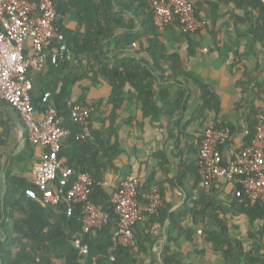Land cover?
Masks as SVG:
<instances>
[{"label": "crops", "instance_id": "0c3cea01", "mask_svg": "<svg viewBox=\"0 0 264 264\" xmlns=\"http://www.w3.org/2000/svg\"><path fill=\"white\" fill-rule=\"evenodd\" d=\"M71 1L63 0L65 5ZM110 2L122 15L123 25L105 41L104 50L111 59L135 56L152 66L155 106L161 114L155 117L144 112V102L131 83L123 89L122 106L115 108L110 101V81L102 76L94 81L92 55L78 56L73 50L74 38L86 31L80 10L74 9L63 17L68 31L64 44L54 40L44 69L29 71L37 116L44 115L42 98L46 92L51 93V102L67 128L74 103L95 106L90 127L102 134L104 142L98 144L92 136L98 148L96 156L90 150L75 148L82 165L92 173L100 170L98 183L112 197L119 183L130 175L140 179L143 203L151 187L162 191L163 205L137 223L135 242L128 246L124 264H169L170 259L175 264H247L236 251L229 250L220 232L227 229L246 251L259 256L264 252L263 223H251L236 180L218 178L210 191L205 190L198 159L203 131L209 124L217 121L232 130L231 139L222 145L227 162L244 147L251 107L264 108V39L259 11L240 0H194L198 16L207 22L204 28L189 33L172 23L152 32L145 27L149 19L146 7L136 0ZM92 3L102 6L104 0ZM166 56L180 59L179 73L173 74ZM203 86L218 96V114L202 110ZM111 120L119 129L118 137L106 132ZM68 137L64 148L70 156L75 155ZM117 141L120 153L114 155L112 147ZM42 151L29 141L19 112L0 101V246L15 220L23 215L17 204H9V191L16 189L15 198L23 202L30 199L25 190L36 187L35 171ZM59 159L63 165L68 162L67 156ZM17 250L14 247L15 253ZM50 257L52 264L66 263L59 250ZM113 258L98 255V264H113ZM79 264L86 262L82 259Z\"/></svg>", "mask_w": 264, "mask_h": 264}, {"label": "built area", "instance_id": "2783aa9c", "mask_svg": "<svg viewBox=\"0 0 264 264\" xmlns=\"http://www.w3.org/2000/svg\"><path fill=\"white\" fill-rule=\"evenodd\" d=\"M148 3L160 30L178 23L183 31L195 33L207 24L198 16L194 0H148ZM57 16L54 0H0V101L8 102L19 112L29 141L43 150L35 171L36 187L27 188L26 196L43 205L64 201L68 204L69 215L76 205H81L83 232L87 233L106 224L109 213L90 197L94 178L60 162L62 143L71 129L64 126V117L51 102L50 92L42 98L43 117L37 116L29 76L30 70L44 69L53 41L65 40ZM62 48L67 47L63 45ZM94 111L95 106L91 104H73L71 119L81 126L82 138L93 136L90 119ZM231 137L229 126L212 123L203 131L198 165L205 190L210 191L218 178L236 180L251 205L264 201V113L259 117L252 141L226 162L222 145ZM140 186L139 177L130 175L119 183L113 194L112 202L118 216L113 236L116 246L133 245L134 227L147 216L154 215L164 203L162 191L157 186L150 188L143 203ZM76 244L82 254L87 252L80 239ZM35 264H40L39 258Z\"/></svg>", "mask_w": 264, "mask_h": 264}, {"label": "trees", "instance_id": "16d2710c", "mask_svg": "<svg viewBox=\"0 0 264 264\" xmlns=\"http://www.w3.org/2000/svg\"><path fill=\"white\" fill-rule=\"evenodd\" d=\"M93 0H72L69 5H65L63 0H54L57 7V24L61 31L67 35V29L63 24V17L71 13L74 9H79L81 13L80 21L86 24V31L74 38L73 50L78 56L82 54H91L95 64L92 67L94 81L102 76L110 81L113 86V92L110 101L118 109L123 102V89L127 83H131L138 91L140 99L144 102V112L147 115L159 116L161 110L155 106V92L153 89V80L155 75L152 66L138 60L135 56L124 57L121 59H111L104 50L105 41L115 32L118 25H123L122 15L114 10L111 0H104L102 6L93 5ZM139 6L146 7L149 13V19L146 24L147 31L154 32L158 28L154 22L153 11L148 0H136ZM245 1L252 8L260 13L259 26L264 39V3L261 0H240ZM105 5V6H104ZM104 7V13L101 12ZM135 39V38H134ZM131 39L129 40L132 42ZM58 40V45L64 44V41ZM154 57L157 56L154 55ZM165 59L171 64L173 74L181 71V61L176 56H166ZM98 67L95 70L96 66ZM203 104L202 110L210 109L215 113L220 111V102L218 96L210 90L209 87H202ZM83 101V100H82ZM82 103V102H81ZM264 113V108L252 106L249 112V132L245 138L243 146L249 144L255 133L260 115ZM71 120L68 124L71 134L68 137L69 142L78 150L84 148L90 150V154L98 153V148L93 142V138H82L81 126ZM111 126L106 130L109 135L118 137L119 129L115 127L114 120H111ZM216 126H228L215 122ZM96 143L104 142L102 134L98 131H92ZM63 141L59 158L68 157L67 166L76 168L81 172H88L94 178V184L91 189V199L103 207L109 213V220L101 227H94L91 231L83 232L81 205H76L71 215L68 214V204L61 201L59 204L43 205L36 199H28L23 202L22 199H16V189L9 191V204L14 202L18 205V210L23 213L15 220L14 228L7 231L6 240L0 246V253L3 264H35L40 259V264H52L53 260L50 253L59 250L62 258L66 259L65 264H79L82 259L86 264H98V255L114 257L113 264H124L128 255V247L116 246L113 240L114 231L117 227L118 216L114 209L112 196L98 182L102 179L100 170L91 172L88 167L83 166L80 154L69 155L65 150ZM114 155L120 153L119 144L112 147ZM92 156H96V155ZM81 157V158H80ZM112 157V156H110ZM242 191L244 198V209L249 216L251 223L262 221L260 235L264 238V201H257L251 205L248 198ZM136 227V226H135ZM134 227V229H135ZM16 233V235H15ZM220 235L223 242L229 246V250L236 251L237 255L245 260L247 264H264V252L256 256L252 252L246 251L240 240L232 238L227 229H222ZM77 239L86 246L87 252L80 254V249L75 245ZM264 248V242H262ZM18 248L15 253L14 247ZM230 252V251H229ZM58 256V254H56ZM170 259L168 263H173Z\"/></svg>", "mask_w": 264, "mask_h": 264}]
</instances>
